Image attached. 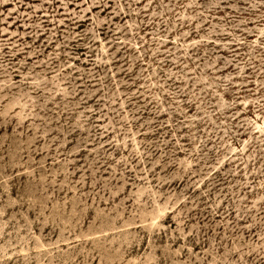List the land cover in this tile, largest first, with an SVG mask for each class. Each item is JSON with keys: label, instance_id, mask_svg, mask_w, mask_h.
<instances>
[{"label": "rangeland", "instance_id": "374dc122", "mask_svg": "<svg viewBox=\"0 0 264 264\" xmlns=\"http://www.w3.org/2000/svg\"><path fill=\"white\" fill-rule=\"evenodd\" d=\"M0 264H264V0H0Z\"/></svg>", "mask_w": 264, "mask_h": 264}]
</instances>
